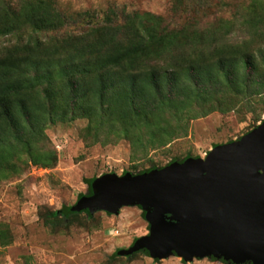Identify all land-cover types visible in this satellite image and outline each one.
Wrapping results in <instances>:
<instances>
[{"label":"trees","instance_id":"trees-1","mask_svg":"<svg viewBox=\"0 0 264 264\" xmlns=\"http://www.w3.org/2000/svg\"><path fill=\"white\" fill-rule=\"evenodd\" d=\"M207 1L175 0L187 18L171 26L150 12L0 0V37H9L0 43V182L30 160L55 164L42 143L47 126L58 120L87 118L85 134L104 128L136 133L133 140L143 146L145 137L166 142L199 115L236 108L242 100L258 105L264 0L234 5L230 16L213 11L214 18L197 11L210 7ZM83 212L94 215L71 205L41 216L61 226ZM0 237L5 243V228Z\"/></svg>","mask_w":264,"mask_h":264},{"label":"rangeland","instance_id":"rangeland-1","mask_svg":"<svg viewBox=\"0 0 264 264\" xmlns=\"http://www.w3.org/2000/svg\"><path fill=\"white\" fill-rule=\"evenodd\" d=\"M59 1L71 11L103 12L115 7L150 12L163 17L171 26L180 25L187 18L185 12L176 9L175 0ZM252 1L208 0L210 7L197 11L200 16L208 14L211 18L216 11L230 16L234 5H248ZM224 3L228 4L224 7L226 11L220 12ZM8 38L0 37V43L8 42ZM255 99L258 105H248L242 100L236 108L188 119L185 130L166 142L145 137L143 146L133 140L136 133L128 137L104 128L97 135L85 134L89 126L87 118L50 123L42 146L54 153L55 164L43 167L30 160L0 182V231L5 228L7 233L5 243L0 237V264H223L211 261L210 256L184 259L183 263V257L173 253L159 261L143 252L130 257L114 255L150 233L146 211L137 204L124 206L119 213L98 210L91 218L83 212L80 218L61 226L46 223L41 212L74 205L81 196L94 194L89 180L107 173L138 174L153 166H168L175 159H205L216 145L237 141L263 123L264 94Z\"/></svg>","mask_w":264,"mask_h":264},{"label":"water","instance_id":"water-1","mask_svg":"<svg viewBox=\"0 0 264 264\" xmlns=\"http://www.w3.org/2000/svg\"><path fill=\"white\" fill-rule=\"evenodd\" d=\"M74 210L119 213L140 205L150 233L118 254L147 250L162 259L213 256L264 264V121L237 141L216 145L204 159L187 157L138 174L107 173L93 181Z\"/></svg>","mask_w":264,"mask_h":264},{"label":"flooded vegetation","instance_id":"flooded-vegetation-1","mask_svg":"<svg viewBox=\"0 0 264 264\" xmlns=\"http://www.w3.org/2000/svg\"><path fill=\"white\" fill-rule=\"evenodd\" d=\"M119 250H117L116 252H118ZM115 252V253H116ZM139 252H143V253H145L146 255H148V256H150L151 257V255H150V253H147L146 252V250H140V251H137V252H135V253H133V255H135L136 253H139ZM115 253H114V255H115ZM175 256H179L177 253H173ZM116 256H118V255H116ZM130 256H132V255H127V257H130ZM155 261H159V259H157V258H153ZM196 259V258H195ZM197 259H199V258H197ZM208 259H210L211 261H220V262H222L223 264H234L233 262H230V261H227V260H225V259H218V258H215V257H213V256H210ZM199 261V260H198ZM182 262L183 263H185V261H184V258H182ZM243 264H253V263H251V262H245V263H243Z\"/></svg>","mask_w":264,"mask_h":264}]
</instances>
